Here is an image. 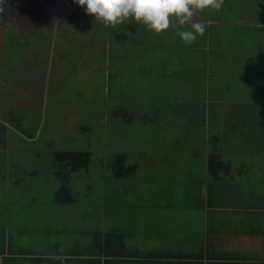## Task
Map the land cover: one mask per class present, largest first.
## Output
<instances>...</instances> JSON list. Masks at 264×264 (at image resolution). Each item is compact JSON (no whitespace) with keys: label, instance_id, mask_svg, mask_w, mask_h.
Returning <instances> with one entry per match:
<instances>
[{"label":"rangeland","instance_id":"obj_1","mask_svg":"<svg viewBox=\"0 0 264 264\" xmlns=\"http://www.w3.org/2000/svg\"><path fill=\"white\" fill-rule=\"evenodd\" d=\"M13 3L21 26L0 22V241L45 251L55 242L63 248L91 242L95 231L152 228L183 246L192 240L181 242L186 231L205 227L202 212L182 207L205 200L200 183L210 178L209 154L217 151L234 172H221L216 185L221 198L209 225L218 218L221 230L252 236L244 212L225 204L243 195L264 200L262 79L239 82L250 86L249 95L244 89L228 92L237 107L227 106L225 114L220 106L217 112L212 106L199 112L200 79L189 72L185 80L184 74L195 68L200 53L190 48L176 53L172 28L156 35L132 21L106 26L94 14L84 16L78 4L56 19L37 0ZM142 31L145 43L127 53L124 46ZM165 61L177 70L170 81L157 77V70L145 71ZM162 87L169 90L166 98L159 95ZM257 100L262 102L254 107ZM57 151L91 152L89 168L76 172L71 183L77 196L72 204L56 201L62 186L54 166ZM118 153L138 165L132 176L115 175ZM169 194L174 209H152L154 203L171 202ZM140 238L128 242L153 243ZM241 243L264 255L263 236Z\"/></svg>","mask_w":264,"mask_h":264},{"label":"crops","instance_id":"obj_2","mask_svg":"<svg viewBox=\"0 0 264 264\" xmlns=\"http://www.w3.org/2000/svg\"><path fill=\"white\" fill-rule=\"evenodd\" d=\"M244 2H246L248 6H246L244 10L238 9L240 4ZM240 4H238L236 0H224L223 8L219 12L211 9H206L203 13L197 12L194 19L197 22H204L207 25V29L205 34L203 36H198L197 40L191 45H186L180 39L178 31L172 28L177 32L175 34L176 37H173L171 40L176 47V53H183L186 48H190L197 53H200V58L197 57V54L195 55V58L197 59L195 68L192 70H187L186 68V74H184L185 80H188L189 72L195 74L194 76L190 74L192 78L198 76L200 79L197 87H199L201 94L199 95L196 104L200 109L196 111L201 112L204 107H208L207 109H209L212 106L216 108L215 110L217 112V106H220L222 108L221 112H224L225 114V112H228L229 110L227 109V106L237 107V105H235L236 101H228V92L244 89L243 93L249 95L247 94V88L250 89V86L243 87L242 85H239V82H247V80L250 81L252 78H257L256 80L262 79V82H264V0H240ZM72 8L73 9H68L66 14L68 11L76 9V5ZM64 15L61 17H64ZM84 16H87V12ZM131 23L134 24L136 22L132 21ZM140 26L141 24L138 23V27L136 28L140 29ZM188 27H190V25ZM144 33L145 31H142L140 34L132 36L131 44H129L130 46H127L128 48L124 46L127 53L134 54L136 53V48L138 46L142 47L141 45L145 43ZM168 47L169 46L166 45L163 49ZM167 59L168 63L172 62L169 61V57H167ZM167 61L162 62V65L157 64V66L152 63V69H145V71L155 73L157 70V72H159L157 77L161 78L162 76V79L165 78V81H170L173 72H177V70H172L169 66L165 67ZM202 63H205L203 68L201 65ZM244 68L246 70L245 73L243 70ZM139 70L141 71L143 69ZM178 71L180 72L179 68ZM251 72L255 73L256 77H252ZM178 88H180L179 83L176 86V89ZM185 88H188V85H185ZM221 91H225L224 96H220L222 94ZM167 92H169V90L162 87L159 90V95L166 98ZM256 102L257 103H255L254 107L258 106L262 101L257 100ZM250 108L253 107L251 106ZM250 108L247 110L251 112ZM252 112L259 114L257 113V109H253ZM224 114H222L223 117H225ZM256 117L258 118V115ZM229 119L231 120L230 117ZM208 170L210 171L209 167ZM231 170L234 172L233 169ZM217 181L219 180H215L212 175L208 180L204 178L200 185L205 200H196L194 207H182L185 210L191 209L196 212H202L203 214V217L201 216L200 219L201 225L203 224L205 226L203 230L197 232L193 228L189 229V231L185 232L184 238L181 239V242L184 239L192 240H187V242H183V246H180L176 241L168 242V235L157 232L158 230L156 229L151 228V232L143 231V233H141V231L136 230L128 233L126 230L117 228L116 230L125 231V236L123 240L124 243L122 245L120 244V247L123 249H115L116 263L159 264L156 261L158 260L157 258L160 257L171 258L167 264H229V262H232L230 258L233 257H238L240 260L241 258L244 260H264V255L254 254V252H251L250 250H245L241 245V242L244 243L248 238H252V236H262V234L252 233L249 227L253 223L260 224V219L257 216H253V213L261 210V205L264 204V200H261L260 197L259 199L254 200L256 197L252 199L253 196L251 195H249L251 196V199H249L248 195H243L240 198L232 199L230 203L225 204V208L227 209H235L238 212H244L247 224L249 225L246 227V231L247 234L252 236H242V234L237 233V231L232 229L229 231H223L221 229L224 228L221 227L220 229L221 221L218 218L217 220H213L212 225H209V219L216 215L215 210L219 200L218 198H221V196L216 195ZM107 196L108 191L106 190L105 198H109ZM168 199L171 200V202L167 201L162 204L154 203L152 209L165 212L174 209L175 207L172 205L171 194H169ZM204 211L208 215V218L204 217ZM107 231L109 230L102 232ZM85 234L90 235L91 233L86 232ZM131 237H136L137 239L138 237H141L140 239L153 243H150L148 247L145 243H130L128 240ZM192 241H195L196 245H190L189 242ZM163 242L168 243L162 245ZM89 243L90 242L78 240L74 245L78 247H86Z\"/></svg>","mask_w":264,"mask_h":264},{"label":"trees","instance_id":"obj_3","mask_svg":"<svg viewBox=\"0 0 264 264\" xmlns=\"http://www.w3.org/2000/svg\"><path fill=\"white\" fill-rule=\"evenodd\" d=\"M71 3L76 5L74 0ZM4 11L0 13V22L7 23L8 28L18 27L20 25V15L13 0H7L3 5ZM79 7V9H85ZM21 26V25H20ZM17 29V28H16ZM255 118H257L255 116ZM222 120L226 118L222 116ZM116 161L112 163L115 175L119 178H127L132 176L137 168V164H128V155L126 153H118ZM208 167L212 177L219 180L222 177L221 172L232 175L231 164L223 160L220 152L209 154ZM91 162V152L89 151H57L55 152V169L56 175L62 182V186L56 192L57 203H74L76 194L71 187L76 172L81 168H89ZM243 172V171H242ZM225 177V176H224ZM261 222L260 224H251L250 231L252 233L262 234L264 237V204L261 210L253 213ZM95 236L86 247L70 246L63 248L58 242L52 244L49 250L30 249L16 244L14 241L7 243L4 239L0 241V264H117L115 259V249H123L120 247L124 242L125 231L109 230L107 232H92ZM6 236V234H5ZM119 244V245H118ZM156 261L159 264H167L171 258L160 257ZM229 264H264V260L242 259L238 257L230 258ZM164 262V263H161Z\"/></svg>","mask_w":264,"mask_h":264},{"label":"clouds","instance_id":"obj_4","mask_svg":"<svg viewBox=\"0 0 264 264\" xmlns=\"http://www.w3.org/2000/svg\"><path fill=\"white\" fill-rule=\"evenodd\" d=\"M81 7L86 6L89 15L115 28L126 21L143 24L147 30L160 35L170 28L178 31L180 39L193 44L198 36H203L207 25L197 22L194 16L206 9L219 12L224 0H74ZM7 0H0V13ZM190 25V27H188Z\"/></svg>","mask_w":264,"mask_h":264},{"label":"water","instance_id":"obj_5","mask_svg":"<svg viewBox=\"0 0 264 264\" xmlns=\"http://www.w3.org/2000/svg\"><path fill=\"white\" fill-rule=\"evenodd\" d=\"M54 18L59 19L70 7L67 0H37Z\"/></svg>","mask_w":264,"mask_h":264},{"label":"flooded vegetation","instance_id":"obj_6","mask_svg":"<svg viewBox=\"0 0 264 264\" xmlns=\"http://www.w3.org/2000/svg\"><path fill=\"white\" fill-rule=\"evenodd\" d=\"M69 2H70V0H68ZM74 4L72 3V6H73ZM4 7V6H3Z\"/></svg>","mask_w":264,"mask_h":264}]
</instances>
